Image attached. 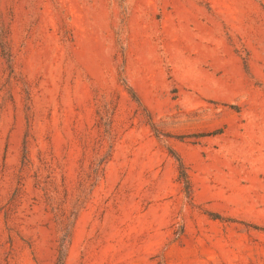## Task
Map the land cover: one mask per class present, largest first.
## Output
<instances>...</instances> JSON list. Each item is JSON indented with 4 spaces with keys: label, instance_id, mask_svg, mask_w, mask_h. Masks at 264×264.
Instances as JSON below:
<instances>
[{
    "label": "rangeland",
    "instance_id": "1",
    "mask_svg": "<svg viewBox=\"0 0 264 264\" xmlns=\"http://www.w3.org/2000/svg\"><path fill=\"white\" fill-rule=\"evenodd\" d=\"M0 38V264H264V0H0Z\"/></svg>",
    "mask_w": 264,
    "mask_h": 264
},
{
    "label": "trees",
    "instance_id": "2",
    "mask_svg": "<svg viewBox=\"0 0 264 264\" xmlns=\"http://www.w3.org/2000/svg\"><path fill=\"white\" fill-rule=\"evenodd\" d=\"M0 48H1V51H2V54L4 55V57L7 58L8 61H10L11 59V56H10V53H9V50L7 48V45H6V42L3 40V38H0ZM122 82L126 84V81L123 79ZM127 89L129 91V93L131 94V96L133 97V99H135L137 102H139V99H138V96L137 94L135 93V91L127 86ZM218 133L217 131L215 132H212L211 134H216ZM209 134V135H211ZM182 138V136H180ZM176 159L179 163V173H180V177L185 181L186 183V188L189 189V184H188V178H187V172H186V169H185V166L183 164V161L181 159V157L179 156H176ZM68 242L66 236L61 238L60 240V245H59V255H58V260H57V263L56 264H65L64 260H65V256H66V243Z\"/></svg>",
    "mask_w": 264,
    "mask_h": 264
}]
</instances>
